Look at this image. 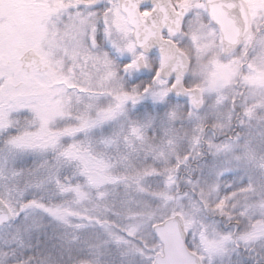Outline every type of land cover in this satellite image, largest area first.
<instances>
[{
	"label": "snow or ice",
	"instance_id": "1",
	"mask_svg": "<svg viewBox=\"0 0 264 264\" xmlns=\"http://www.w3.org/2000/svg\"><path fill=\"white\" fill-rule=\"evenodd\" d=\"M0 264H264V0H0Z\"/></svg>",
	"mask_w": 264,
	"mask_h": 264
}]
</instances>
